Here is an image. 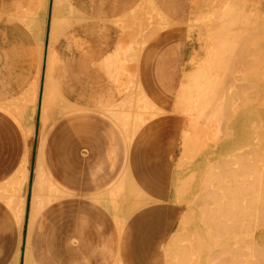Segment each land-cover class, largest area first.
<instances>
[{
  "label": "crops",
  "instance_id": "obj_1",
  "mask_svg": "<svg viewBox=\"0 0 264 264\" xmlns=\"http://www.w3.org/2000/svg\"><path fill=\"white\" fill-rule=\"evenodd\" d=\"M195 2L0 0V188L30 153L23 225L0 196V264L19 252L25 264L27 250L35 264H188L194 256L208 264L207 238L190 233L182 201L191 194L177 189L197 165L183 168L175 111L197 50ZM146 101L152 109L143 111ZM8 104L27 109L33 144ZM42 143L60 191L30 222Z\"/></svg>",
  "mask_w": 264,
  "mask_h": 264
},
{
  "label": "bare ground",
  "instance_id": "obj_2",
  "mask_svg": "<svg viewBox=\"0 0 264 264\" xmlns=\"http://www.w3.org/2000/svg\"><path fill=\"white\" fill-rule=\"evenodd\" d=\"M199 1H201V0H199ZM205 1H207V0H205ZM245 1H246V4L248 5V7L247 8L244 7L243 6L244 4L243 5L241 4L242 6L241 5L238 6V4H237L238 7H241L238 10V8L236 7L235 3L231 4L228 0H224L222 2L220 1V3H218V4H216V2H218V1L213 2V0H211L210 2L213 3L215 6L213 5V8H209V9H211V10L213 9L214 10V8H215V10H216L217 9L216 5H217L218 10L215 11V12H216V14L218 13V15L213 13V10L210 11L208 9V12L210 11L211 14L209 13V17L207 19H211L210 15L212 16L213 14H215V15H213L214 17L212 16V18L215 20V17H217L218 19H216V21L217 20H219V22L221 21V23H218L219 26H221L220 24H222V25H226L225 27L228 28V26H227L228 24L229 25H231V24L234 25L235 24L236 25L235 26L236 29H237V26L240 25L239 24L240 21H242L243 23L246 24L247 20L249 19L248 16L251 19H253L254 17L253 18L251 17L253 13L259 14V16L262 17V20H264V18H263L264 0H245ZM196 3H199V2L196 1ZM208 7H209V5H208ZM153 10L154 9L150 8V10L148 12L151 17H153ZM238 11H241V12H238ZM200 13H201L202 16L201 17L199 16V17L201 19L203 17V19L201 20L203 22L204 21V17L206 15L203 16V14H202L203 12H199V15H200ZM239 13H241V14H239ZM242 13H243V15H242ZM245 14H247V16ZM207 15H208V13H207ZM196 16H197V19H196V17H195V19L197 21L199 18H198V15H196ZM238 16L240 18L245 19L246 22L243 21V19H240ZM156 17L158 18V22L159 23L160 22L162 23V21H164L166 19L161 14L160 11H159V13H157ZM214 20H212V24L210 22L211 20L207 21V23L208 22H210V23H208V24L206 23L207 26L211 25V26H209V28H211V29L214 27V25L217 26L216 23L218 21L215 22ZM199 21H198V23H199ZM203 23L200 22V24L202 25V27H200V28L205 29L206 26H205V23L204 24ZM249 23H250V21H249ZM245 24H242L244 26V28H245ZM251 24H250V26H251ZM39 25L40 24H38V26ZM60 25L63 26L62 24H59V26ZM260 25H264V24L261 23ZM219 26H217L218 29H220ZM246 26H248V24H246ZM259 27L260 26H258V28ZM206 28L208 29V27H206ZM233 28L234 27H232L231 30ZM235 28L233 30H235L236 33H238L237 35H239V36H240V34H242V35H244V34L247 35L248 34L247 32L246 33H242L241 32V29L243 27H238V28H241V29H238V30H236ZM244 28H243V31H245V29H247V27L245 29ZM249 28L251 29V27H249ZM254 28L257 31V28L256 27H254ZM40 30L41 29H39V31ZM222 30H224V28ZM231 30L229 32H231ZM239 30H240V32H237ZM251 30H252L251 32L256 33L255 31H253V28ZM207 31H206V33H203V36H204L203 37V39H204L203 51L205 52V56L203 57V59L206 58V55H210L209 56L210 59L209 58H208L209 60L206 59L209 62H207L206 60L201 59L200 63L198 61V63L195 64L196 59L193 58V60H192V68H191V70L189 71L188 74H185V77H184V80H183V83H182V87H181V90H180V94H179V97H178V101H177V104H176V107H175V111L179 112V113H185L186 116L189 118V126L190 127L188 126V128L193 129L192 130V138H194V140H195L194 143L200 142L199 139L196 138L198 131H200L201 129L204 128L203 131H205L207 129L206 131H208V133L210 135V133L216 132V130H217L216 127L218 126L217 127L218 128V139L220 140V142H218V146L221 147L225 143H227L228 146H230V148H228V149H230V151H232V153H231V156H229L228 159L224 158L223 156L215 158L217 156V154H218V153H216L215 156H213L211 158V160H209V163H208L209 165H207V160L208 159L207 160L204 159L205 156L204 157L200 156V158H199V152H200L201 149L200 148L197 149V151L199 150V152H197L195 150V152H197L195 154L196 155V159L200 160L201 163L204 165L203 168H205V170L203 169L204 171L202 170V173H205V174H203V175L201 174L202 176L200 175L201 177L199 176V178L202 179L203 176L206 175L204 177V178H206L205 182H203V180L202 181L199 180V181H201V182H199V183H201L200 185L203 184L202 186H199V188L200 187H204V188H211L212 190L214 189L215 192L213 194V197L210 198V199L213 201V203H216V204L215 205L212 204L214 206L210 207L211 204L209 206L208 203H207L208 202V198H205L204 200L202 199L201 203H199L201 205H199V208H198V205L195 202L197 207L194 208L195 212L192 210L194 212V215H195V217H193V215H192V217L194 218V220L192 222L193 223H197L198 227H199L197 229H201L202 233H204L205 236L207 235V238L209 237L208 238V240L210 241V242L208 241L209 244H213L212 240L213 241L214 240L218 241V236L221 237V238L222 237L224 238L225 236H223V235L235 236L234 237L235 238L234 242H238L240 240V236H241L242 240H243V238L245 239V237H246L244 235L247 232L246 226L249 223L248 222L249 219L252 218V217L255 218V215L253 214L254 215L253 216L251 214L252 213H256L258 210H263L264 211V209H262L264 207V204H262V206H261V202L264 203L263 202L264 199L262 197L261 198L258 197V196H260L261 193H263L262 190L264 189V167H263L264 163H260L259 162V160L260 161L262 160V162H264V107H259L261 104L260 105H256L257 108L254 107L255 99L259 100V98L262 97L261 101H262V99L264 100V76H263L262 73H260V70H259L258 71L259 72L258 80L260 79L259 82L258 81L255 82L254 80L252 81V79H251L252 76L250 78H248L249 74L247 75V72H248L247 70H248V68L252 69V68H250L252 63L251 64H249V63L251 62L252 58H254V54H251L253 52L252 48H254V45H252V46L248 45L252 49V52L249 49L247 51L248 53H244V50H243V52H241V50L239 51L238 49H236L238 46L239 47L242 46V45H240L243 42V41L240 40L242 38L241 37L242 35L240 36L241 38L239 36H237L240 39H236V41L240 40L241 43H240V41H239L240 44L238 42H235V43H237V47L233 49V47L231 46L232 43L229 46L230 48H228V45L226 44L227 42L222 40L223 37L220 38L221 35H220L219 38L216 37V39L218 38V40H217L218 44L217 43L215 44V41H214V39H215L214 36H216L215 33L212 32V34L209 35V32L207 33ZM215 31L217 32L216 34H218V30H215ZM247 31L249 32L248 29H247ZM226 32H227V30L224 32V34ZM229 32H228V34H229ZM232 33L234 34V32H232ZM257 33L258 34L262 33V31H260V32L258 31ZM257 33H256V35H257ZM263 33H262V35H264ZM219 34H221L220 30H219ZM53 35H55V34H53ZM246 35H244V36H246ZM250 35L251 34L249 32V38H251ZM244 36H243V38H245ZM259 36H261V34H259ZM224 37L227 38L226 35H224ZM235 37H236V34H235ZM52 38H54V37H52ZM262 38H264V37H262ZM228 39L229 38H227V40ZM201 40H202V38H201ZM242 40H245V39H242ZM262 41H264V39ZM41 42H39V43L42 44ZM254 42H255V40L253 41V43L251 41L252 44L256 43V42L255 43ZM235 43L233 44V46H236ZM259 43H261V44H259ZM259 43L257 41L258 47H260L259 50L262 49L263 51L262 50L261 51L264 54V47L262 48V46H263L262 42H259ZM244 47H247V46H245V44H244ZM254 51H255V49H254ZM259 53L257 52L258 55H259ZM260 54H261V58H262L263 55H262V53H260ZM255 57H257V56L255 55ZM263 58H264V56H263ZM255 60H253V61L255 62ZM254 62H253V64L260 63V62H257V63L256 62L254 63ZM263 62H264V59L261 60L260 64H262ZM211 65H215L216 68L218 67V69H217L218 76L216 75V77H214V78L213 77L210 78L211 76L208 77V74H212L214 72V71L211 70V68L213 67ZM215 66H214V70H215ZM248 66H250V67H248ZM256 66H257V69H258L259 66L258 65H256ZM263 68L264 67H261V70ZM221 70L223 71L222 73H221ZM254 71L257 72L256 69ZM252 75H254L253 72H252ZM39 77L40 76H38V78ZM37 82H38V79H37ZM38 84L39 83H37L36 86L33 87L32 91L30 93V96H31L30 102L32 104L33 103L35 104L36 100L38 98V96H37L38 87H39ZM58 95H59V93H56V96H58ZM55 99H56L55 93L54 92H49L47 101L50 102V101H53ZM20 100H22V99H20ZM60 101H61V97H59V102ZM258 103H260V101ZM16 104H17V102H16ZM14 105H15V103H14ZM12 106H10V105L6 106L7 107L6 109L9 110L11 112V114L14 115V117L16 119H18V121L20 122L19 124H21L23 129H24L25 135L27 137L31 138V136L34 134V125L30 122V117L31 116L27 114V112H26L27 109L26 108L24 109V107H21L20 105H16L15 108H13ZM151 107H152L151 104L149 105V103H147V101H146L145 105L143 106V111L148 110V108H151ZM67 110H68V108H67ZM65 112H67V111H65ZM59 115H60V113H59ZM43 117H44V113H43ZM257 118H258V122L256 121ZM44 121H45V119H44ZM253 123H254V125H253ZM40 127H42V126H40ZM45 127H46L45 125H43V127H42V130H43L42 137L43 138H44V132L46 131ZM251 127H252V129H251ZM189 132H190L189 135L191 136V131H189ZM208 133L206 132V134L205 133L204 134L207 135ZM38 135L40 136L41 134H38ZM205 135L203 136L204 138H206ZM32 138H33V136H32ZM214 139H215V137H214ZM27 140L30 141V139H28V138H27ZM202 140L204 141V139H202V137H201V141ZM31 142H32V140H31ZM30 143H28V144L30 145ZM43 143L41 144L40 150L38 152L39 154L37 155L38 158L36 159L37 160L36 169H34V172L36 170V178H35V183H34V188H33V197H32V201H31L32 202L31 203L32 208H31V212H30L31 213L30 222L33 221L34 217L36 216L37 212L40 209H42L47 203H49L51 200L54 199V196L56 195V192L58 193V191H60L56 181L48 174V172L46 170L45 163H44V160H43V149H44ZM201 143L202 142H200L198 144L200 145ZM198 144H196V145H198ZM29 145H28V147L30 148L31 146H29ZM202 148H203V146H202ZM36 149H39V148H36ZM225 149H227L226 145H225L223 150H225ZM29 150H27V151H29ZM28 155L27 154L25 155V158L23 160L22 165L20 166V168L17 171V173L15 174V176L8 182L7 187L0 188V196L7 202V204L10 206L12 211L15 213L16 217L18 218V220L20 222V225H23V221H24V217H25V213H26V202H27L26 187L28 185V179H29V174H30V167H29V160H28L30 157ZM240 156L243 157L244 160L247 159V161L245 160L246 161L245 163L244 162L239 163L238 162V158H239V161H243V160H240V159H242ZM251 156H253V157H251ZM230 157H231V159H230ZM256 157L259 158V160H257V162H259V164L257 162H255V165L256 166L257 165H259V166L262 165V167L258 166L260 171L256 169L257 167L255 168L254 164H253L254 165L253 169H252V167H250L252 170L249 169V171H248V168H249V164H247L248 160H250L249 163H251V162L253 163L254 162L253 159L256 160ZM246 164L248 165V168H246L247 167ZM244 167H245V169L243 170ZM250 170L252 171V174L250 173L251 172ZM194 172L195 171H193L192 175L193 174L195 175ZM209 172H210V174H209ZM240 174H242V175H240ZM256 174H257V176H256ZM194 175H193V177L195 178ZM234 176H236V177H234ZM193 177H192V179H193ZM258 178H261V179H258ZM255 180H257V181H255ZM185 184H186V182L184 181V187H185ZM262 184H263V186L261 187ZM182 185H180L181 188H182ZM237 186H241V187H237ZM255 186H260L261 187V189H260L261 193H260L259 188H258L257 190H255L258 195L257 194L256 195L252 194V195H254V196H252L253 198L249 197V194L254 189L257 188ZM189 187H191V186H189ZM240 188H243V189H240ZM246 188H247V190H245ZM251 189H253V190H251ZM198 190L199 189L197 188V191L195 192L196 195L194 193L195 196H200L199 194H201V193L198 192ZM218 190H221L220 191L221 194H219V197H218V193H219ZM183 191H184V189L182 188V192ZM204 191H203V193H204ZM255 191L252 192V193H255ZM258 191H259L260 194L258 193ZM197 192H198V194H197ZM184 193H186V190H185ZM235 193H237L239 195L240 194L244 195V197L240 196L242 201H243V203H244V206L241 205V204H238V205H241V207H239L237 205V203H242V201H240V197H238L239 195H235ZM245 193H247L248 196ZM234 195L237 196L236 200H234L235 199ZM261 195L263 196V194H261ZM209 196H211V195L209 194ZM199 198H201V197H199ZM203 198H204V196H203ZM250 198L251 199L255 198V200H251L252 201V205L249 204V203H251L249 201ZM258 198H259V200H257ZM182 199H184V198H182ZM194 199H192V201ZM196 199H198V197ZM189 200H188V202H189ZM255 201L256 202L259 201L260 202V206L255 208L256 204L258 203V202L255 203ZM209 202H210V200H209ZM192 203H194V202H192ZM253 203L255 204L254 206H253ZM188 204L189 203H187V205ZM233 204H234V206H233ZM237 208H239V210H237ZM251 208H252V211H254L252 213H250L251 211H249V209H251ZM190 210H191V208H190ZM240 210H242V212ZM263 211H259V213L258 212L257 213L259 215L261 213V215H262ZM197 212L199 213V215H197ZM206 212L208 213V217L220 218V221L218 219L211 218L212 222H210V224H211V226H212L211 228H213V230L209 229V226L207 225L208 223H205V219L203 218L202 214L205 215V214H207ZM258 214H257V220H259V222H260L261 219H263L261 221V222H263L264 221V216H263L264 213L262 215L263 218L258 216ZM249 215H251L250 218H249ZM228 217H230V219H231V220L229 219L230 221L227 219ZM242 217L243 218L245 217V218L243 219L244 221L242 220V222H241L240 218H242ZM221 218H224V219L221 221ZM247 218H249V219H247ZM254 222H255L254 224H256V221H254ZM242 223H243V226H242ZM250 223H251L252 226L249 225V228H251V230L249 229L248 231L250 232V231L253 230V232H254L255 226H254V224H252L253 222L250 221ZM190 224L191 223H189V225ZM257 224H259V223H257ZM240 225H241V227L243 228L244 231L239 229ZM191 226H193V224ZM191 226H189V227H191ZM187 228H188V226H187ZM191 229H193V228H191ZM210 231L211 232L213 231V232L210 233ZM253 232H251V233L247 232V233L250 234V236L252 237ZM255 232H256V234H255V236H253L255 239H253V241H252V239L249 236H247V239L249 238L248 240L252 241V245H250V246H249V244H251V243L248 242V247H247L248 250H249V248H252L253 246L256 247L254 240H257L256 241L257 244L262 243V245H264V243H263L264 242L263 241L264 240V223L261 224L260 226H258V229ZM200 234H201V232H200ZM191 239H193V238H191ZM232 239H233V237H232ZM188 240H190V239H188ZM194 240H195V238L193 239V241ZM242 240L240 241L241 243H242ZM248 240H246V239L243 240V241H246L245 242V246L247 245L246 243H247ZM191 242H192V240H191ZM240 244L238 243L237 246H240ZM242 244L243 245H241L240 247H245L244 243H242ZM227 245H229V244H227ZM209 246H211V245H209ZM225 246H223V247H225ZM230 246H232V243L230 244ZM237 246L235 244L236 248H237ZM207 247H208V245H207ZM223 247L220 246V248H223ZM232 247L235 249L234 245ZM216 248H218V247L216 246L215 248H213L211 246V248H209V250L211 249L212 253L214 252L216 254L215 255V254L211 253L212 254L211 256L215 255L214 258H216V256H218L217 258H219V260L216 261V263L217 262L218 263H224V260L222 261L221 256L225 255V252H224V254H220V252L223 251L221 249L222 251H219V254H218V250ZM229 248L230 247H227V249H229ZM213 249H214V251H213ZM243 249H241V250L240 249H235L237 251L236 255H238V257L242 255L241 251ZM252 249L256 250V248H252ZM257 249L259 250L258 246H257ZM191 250H193V248ZM235 250H233V251H235ZM230 251L231 250H229V252ZM27 252H28V250H27ZM244 254L246 255V253H244ZM252 254H254V252ZM255 254H258V253H255ZM230 255H231V257H232V255L235 256L234 253H231ZM230 255H227V256H230ZM207 256H209V255L207 254ZM227 256H224L223 258H225ZM246 256L249 257L250 255H246ZM26 257H27V259L25 261L26 262L25 264H35V262L33 261V258L31 257V255L29 253L27 254ZM19 258H21L20 252L18 253V255L15 258V260L12 262V264H19ZM194 258H195V256H194ZM198 258H199V256H197V258H195V259L197 260ZM227 258L226 259L230 260V261L232 259V258L229 259V257H227ZM235 258H237V257H235ZM208 259H206V260H208ZM192 260L189 261L188 264H192V263H194V264L196 263L197 264L198 261H199V259H198L197 262H194V259H192ZM215 260L216 259H214L213 261H215ZM249 260H250V258H249ZM211 261H208V262L211 263ZM213 261H212V263H213ZM239 261L242 262L240 257H239ZM239 261L234 259L233 260V264H239L238 263ZM247 262H249V261H247ZM224 264H226V263H224ZM228 264H230V263H228Z\"/></svg>",
  "mask_w": 264,
  "mask_h": 264
},
{
  "label": "rangeland",
  "instance_id": "obj_3",
  "mask_svg": "<svg viewBox=\"0 0 264 264\" xmlns=\"http://www.w3.org/2000/svg\"><path fill=\"white\" fill-rule=\"evenodd\" d=\"M196 1L199 2V3H196V2H195L196 5L198 4V5L196 6V9H197V13H198V14L196 13V15H198V18H199V19L196 21L197 16L195 15L196 19H195V17H194L193 20H192V22H191V25H190V40H191V45H194V47L197 48V50H195V52L193 53L192 58H191V61H190V62H191V64H190V68H189V70H188L185 74H188L189 71L191 70V68H192V60H193V58L196 59L195 64H197L198 61H199V63H200V62H201L200 60L203 59V57L205 56V52L203 51V46H204V39H203L204 36H203V33H206V31L208 30L207 33L209 32V35L212 34V32L215 33L216 36L213 35L215 39H216V37L219 38L220 35H221L220 38H222V37L224 38V39L222 38V40L225 41V42H227L226 44L228 45V48H230L229 46H230L231 43H232L231 46L233 47V49L236 48V47H237V43H235V42H238V43H239V41L241 40V41H243V42H242V44H240V43H241V41H240L239 44L242 45V46H240V47L238 46L236 49H238L239 51L241 50V52H243V50H244V53H248L247 51H248L249 49H250V51L252 52V49H253V52H254V53L252 52L251 54H254V58H252L251 62L249 63V64L252 63V64H251V67L248 66V67H250V68H252V69H249V68H248V70H247V71H248V72H247V75L249 74V75H248V78H250V77L252 76V77H251L252 81L254 80L255 82H256V81L259 82L260 79L258 80V78H259V72H258V71L260 70V73H262L263 76H264V68L261 70V67H264V64H263L264 62H263L262 64H260V63H261V60L264 59V58H263L264 54H263V52H262V51H263L262 49L259 50L260 47H258V44H257V41H258V43H259V42H262V45H263L262 48L264 47V41H262V40L264 39V38H262V37H264V35H262V33L264 32V25H260L261 23L264 24V20H262V17L259 16V14H255V13H253L251 17H252V18L254 17V18L251 19V18L248 16L249 19H248L247 22H246L245 19L240 18V17L238 16L240 19H243V21H245L246 24H248V26L251 27V29L253 28V31H255L256 33H257L258 31H259V32L262 31V33H259V34H261V36H262V37H261V36H259L258 33H257V35H256V33L251 32L252 30H251L248 26H246V24L243 23L242 21H240L241 23L239 22L240 25L238 24L239 26H237V29L235 28V26H236L235 24H234V25H233V24H231V25L228 24V25H227L228 28L225 27L226 25H222V24H220L222 27L219 26L218 23H221V21L219 22V20H217V21H218V22H217V21H216V19H218L217 17H215V20L212 18V16L216 14L215 11L218 10L217 5H216V8H217L216 10H215V8H214V10L212 9V10H213V13H215V14L212 13L213 15H212V16L210 15L211 19H207V18L209 17V13L211 14L210 11H212V10L209 9V8H213V5H214V4L210 2L211 0H210V1H209V0H207V1H205V0H201V1L196 0ZM202 1H203V2H202ZM204 1H205V2H204ZM215 1H218V2H216V4H218V3H220V1L222 2V1H224V0H213V2H215ZM228 1H229L231 4L235 3V5H236V7L238 8V10L241 8V7H238V6H240L241 4H242V5L244 4L243 6L246 7V8L248 7V5L246 4V1H245V0H231V1L228 0ZM208 2H209V3H208ZM240 2H241V3H240ZM207 4L209 5V7H208ZM211 4H212V5H211ZM237 4H238V6H237ZM206 5H207V6H206ZM242 5H241V6H242ZM205 6H206V7H205ZM214 6H215V5H214ZM208 9L210 10L209 12H208ZM199 12H203V13H202L203 16L206 15V16L204 17V21H203V22L205 23V26L208 27V29H207L205 26H204L205 29L200 28V27H202V25L200 24V22L203 23V22L201 21V20L203 19V17H202V19L200 18L202 15H201V13H200V15H199ZM238 12H241V11H238ZM207 13H208V15H207ZM239 14H241V13H239ZM216 15H218V13H217ZM242 15H243V13H242ZM245 15L247 16V14H245ZM199 16H200V17H199ZM213 17H214V16H213ZM263 18H264V13H263ZM256 19H257V20H256ZM199 20H200V21H199ZM208 20H211V21H210L211 24H212V20H214L215 22H217L216 25L219 26L220 29H218V27L215 26V25H214V27L212 26V27H213L212 29H213V30H214V29H215V30H218V34H216L217 32H216L215 30L213 31L211 28H209V26H211V25H208V26H207V24L210 23V22L207 23ZM198 21H199V23H198ZM249 21H250V23H249ZM195 22H196L197 24H196ZM215 22H214V23H215ZM259 22H260V23H259ZM204 23H203V24H204ZM206 23H207V24H206ZM214 23H213V24H214ZM251 23H252V24H251ZM199 24H200V25H199ZM242 24H245V28L247 27V29L249 30V32H250V34H251V35H250L251 38H249V32L247 31V29L244 28V26H243ZM250 24H251V26H250ZM230 26H231V27H230ZM253 26L257 28V31L255 30V28H254ZM258 26H260V27H259L260 29L258 28ZM204 27H203V28H204ZM216 27H217V28H216ZM232 27H234L236 30L241 29V28H238V27H243V28L245 29V31H243V28H242V29H241V32H242V33H246V32H247V33H248V34H247L248 36H247L246 34H244V35H246V36H244V35H242V34L239 33L240 36L242 35V36H241L242 38H241L239 35H237L238 33H236V31L233 30L234 28L231 30ZM223 28H224V30H222ZM210 29H211V30H210ZM225 29L227 30V32H226L227 34H226V33L224 34V32L226 31ZM205 30H206V31H205ZM209 30H210V31H209ZM219 30H220V33H221V34H219ZM230 30H231V32H229ZM228 32H229V34H228ZM232 32H234V34H233ZM237 32H240V30L237 31ZM230 33H231V34H230ZM232 34H233V35H232ZM235 34H236V37H235ZM263 34H264V33H263ZM217 35H218V36H217ZM224 35H226V37L229 38V39L227 40V38H225ZM229 35H230L231 37H230ZM237 36H239L241 39L238 38ZM243 36H244L245 38H243ZM201 38H202V40H201ZM218 38H217L216 40L214 39L215 44H216V43L218 44V41H217ZM233 38H234V39H233ZM246 38H247L248 40H247ZM258 38H259V39H258ZM236 39H240V40H239V41H238V40L236 41ZM242 39H245V40H242ZM250 39H251V40H250ZM256 39H257V40H256ZM246 40H247V41H246ZM254 40H255V42H256V43L254 42L256 45H255V44H252ZM229 41H230V42H229ZM232 41L235 43L236 46H233L234 43H233ZM251 41H252V43H251ZM239 44H238V45H239ZM244 44H245V46H247L248 48H247V47H244ZM259 44H261V43H259ZM248 45H250V46L254 45V48L251 49V47L248 46ZM232 47H231V48H232ZM242 48H243V49H242ZM245 48H246V49H245ZM254 49H255V51H254ZM245 50H246V51H245ZM261 50H262V51H261ZM256 51H257L258 53H259V52L262 53V55H263L262 58H263V59L261 58V54L259 53V55H258ZM249 54H250V53H249ZM255 55H256L257 57H255ZM207 56H208V57H207ZM209 56H210V55H206V58L203 59V60H206V59L209 60V59H210ZM259 57H260L261 59H260ZM208 58H209V59H208ZM256 58H257V59H256ZM258 58H259V59H258ZM255 59H256V60H255ZM207 60H206V61H207ZM253 60H255L256 63H257V62H260V63L253 64V62H254ZM258 60H259V61H258ZM217 61H218V60H217ZM207 62H209V61H207ZM255 62H254V63H255ZM249 64H248V65H249ZM256 65L259 66L258 69H257V66H256ZM211 66H213V67L211 68V70L214 71V72H213L212 74H208V77L211 76L210 78H212V77L214 78V77H216V75L218 76V71H217L218 67L216 68L215 65H211ZM211 66H210V67H211ZM214 66H215V70H214ZM217 66H218V65H217ZM252 66H253V67H252ZM254 66H255L256 68H255ZM255 69H256L257 72L254 71ZM251 70H252V71H251ZM222 72H223V71L221 70V73H222ZM252 72H253L254 75H252ZM219 73H220V72H219ZM257 73H258V74H257ZM262 74H261V75H262ZM213 75H214V76H213ZM258 98H259V97H258ZM261 98H262V97H261ZM261 98H259V100L255 99L254 107L257 108L256 105H260V104H261V105H260L259 107H264V106H263V105H264V100L262 99V101H261ZM259 101H260V103H258ZM262 102H263V103H262ZM178 113H179V112H178ZM179 114H181V117H182V119H183V121H184V129H183V135H182L183 138H184V142H183V144H184V147H183V148L185 149V151H184V157H185V154L187 155V157H186L184 163H182L183 168L186 167V164H190V165H192L193 163H197V165H194V164H193L196 168H193V169H192L193 171H195V172H194L195 175L193 174V175L195 176V178H194L193 175H192V173H193V171H192V173L189 174L190 176L188 175L189 177L187 176V177L184 179V181L186 182L185 187H184V182H181V183H180L181 185L183 184V185H182V188L184 189V191L182 192V188H181V186H179V187L177 186V189H178V192H179V196H184V195H186V194H187V195H190V194H191V195H190L191 197H189L190 200L187 199V198H185V200H182V201H186L187 203H189V204H188V207H189V211H188V212H192L193 217H195V215H194L195 209H194V208L197 207V205H198V208H199V205H201V204H199V203L202 202V199L204 200L205 198H208V202H207V203H208L209 206H210V204H211L210 207H213V206L216 204V203H213V201L210 199V198L213 197V194H214V192H215L214 189L212 190L211 188H204V187H200V188H199V186H202V185H203V184L200 185L201 183H199V182H201L202 180H203V182H205V181H206V178H204V177H205L206 175H204L202 179L199 178V176H200L201 174H202V175L205 174V173H202V170H203V169L205 170V168H203L204 165L201 163V161H200V160L198 161V160L196 159V155H195V154H196L197 152H199V150L197 151V149H199V148L201 149L200 152H199V157H200V155H204L205 157H204V156H202V157H204L205 160L208 159V160H207V165H209V164H208V163H209V160H211V158H212L213 156H215L216 153H218V154H217V156H216L215 158H218V157H222V156H223L224 158L228 159L229 156H231L232 151H230V149H228V148H230V146H228L227 143H225V144L222 145L221 147L218 146V142H220V140L218 139V128H217L218 126L216 127L217 130L215 129V130H216V132H214L215 134H214V133H210V135H209V133H208V131H206V130H207V129H206L205 131H206L208 134L205 135L206 132L203 131L204 128L201 129L202 131H201V130L198 131V133H197V137H196V138H198L199 141L202 142V143L200 144L201 146L198 144V143H200V142H198V143H194L195 140H194V138H192V130H193V129L188 128V126H189V118L186 116L185 113H179ZM256 121L258 122V118H257ZM253 125H254V123H253ZM189 127H190V126H189ZM201 127H202V126H201ZM201 127H200V128H201ZM188 129H189V130H188ZM251 129H252V127H251ZM189 131H191V136L189 135V133H190ZM193 132H194V131H193ZM199 133H200V134H199ZM204 133H205V134H204ZM204 135L206 136V138L203 137ZM211 135H212V136H211ZM32 136L34 137V134H33ZM32 136H31V138H32ZM199 136H200V137H199ZM201 137H202V139H204V141H203V140L201 141ZM214 137H215L216 140L214 139ZM41 138L43 139V137H41ZM209 138H210V139H209ZM208 139H209V140H208ZM214 140H215V141H214ZM33 141H34V139L32 138V144H33ZM205 143H206V144H205ZM196 144H198V145H196ZM204 144H205V145H204ZM225 145H226V148H227V149L223 150L224 147H225ZM202 146H203V148H202ZM214 146H215V147H214ZM231 146H232V145H231ZM195 150H196L197 152H195ZM32 151H33V145H32ZM194 152H195V153H194ZM222 154H223V155H222ZM240 157H241V156H240ZM251 157H253V156H251ZM241 158H242V159H240V160H243V161H239V158H238V162H239V163H242V162L245 163V162L247 161V159H245V160H246V161H245L243 157H241ZM230 159H231V157H230ZM230 159H229V160H230ZM196 160H197V162H196ZM257 160H259L258 157H256V160L253 159V161H254L253 163H252V162L249 163L250 160H248L247 164H249V168H248V165L246 164V165H247L246 168H248V171H249V169H251L250 167H252V169H253V167H254V165H255V162H257ZM259 162H260V163H264V162H262V160H261V161L259 160ZM259 162H257V163L259 164ZM253 164H254V165H253ZM244 165H245V164H244ZM252 165H253V166H252ZM179 166H181V163L179 164ZM258 166H259V165H257V166L255 165V168L257 167V168H256L257 170H259V167H262V165H260L259 167H258ZM263 167H264V166H263ZM255 168H254V169H255ZM244 169H245V167L243 168V170H244ZM252 169H251V170H252ZM204 170H203V171H204ZM211 170H212V169H211ZM251 170H250V171H251ZM245 171H246V170H245ZM248 171H247V172H248ZM259 171H260V170H259ZM259 171H258V172H259ZM200 172H201V173H200ZM199 173H200V174H199ZM250 173L252 174V171H251ZM250 173H249V174H250ZM260 173H261V172H260ZM209 174H210V172H209ZM202 175H201V176H202ZM240 175H242V174H240ZM201 176H200V177H201ZM256 176H257V174H256ZM258 176H259V175H258ZM192 177H193V179H192ZM234 177H236V176H234ZM250 177H251V176H250ZM190 178H191V179H190ZM256 178H257V177H256ZM186 179H187V180H186ZM250 179H251V178H250ZM258 179H261V178H258ZM199 180H201V181H199ZM251 180H252V179H251ZM191 181H192V182H191ZM255 181H257V180H255ZM190 183H191V184H190ZM128 184H129V182H128ZM189 186H191V187H189ZM262 186H263V184L261 185V187H262ZM186 187H187V188H186ZM237 187H241V186H237ZM242 187H243V186H242ZM255 187H257V188L254 189V190L251 189V190H253L252 192H254L255 190H257L258 188H259V191H260V189H261L260 186H255ZM197 188L199 189L198 192L201 193V194H199L200 196H195V195H196L195 192L197 191ZM203 188H204V189H203ZM129 189H130V188H129ZM180 189H181V190H180ZM205 189H206V190H205ZM240 189H243V188H240ZM185 190H186V193H184ZM188 190H189V191H188ZM201 190H202V191H201ZM204 190H205V191H204ZM245 190H247V188H246ZM180 191H181V192H180ZM203 191H204V193H203ZM209 191H210V192H209ZM220 191H221V190H218V192H219V193H218V197H219V194H221ZM234 191H235V190H234ZM259 191H258V193H259ZM262 191H263V193H261V191H260V193L263 194V196L259 193L260 196H258V197H259V198L262 197V198L264 199V189H263ZM132 192L134 193V190H132ZM191 192H192V193H191ZM198 192H197V194H198ZM250 192H251V191H250ZM252 192L250 193L251 195L249 194V197H252V196H254V195L257 194L256 191H255V193H252ZM194 193H195V195H194ZM208 193H209L211 196H209ZM128 194H129V193H128ZM203 194H204V195H203ZM207 194H208V195H207ZM245 194L247 195V193H245ZM252 194H254V195H252ZM201 195H202V196H201ZM235 195H239V194L235 193ZM235 195H234V196H235ZM257 195H258V194H257ZM194 196H195L196 198L198 197V199H196ZM203 196H204V198H203ZM240 196H241V197H244L243 194H242V195L240 194L238 197H240ZM247 196H248V195H247ZM128 197H129V195H128ZM199 197H201V198H199ZM241 197H240V201H242ZM256 197H257V196H256ZM183 198H184V197H183ZM194 198H195V199H194ZM234 198H235L234 200H236L237 196H235ZM252 198H253V197H252ZM259 198H258L257 200H259ZM192 199H194V200L192 201ZM199 199H200V200H199ZM263 199H262V200H263ZM188 200H189V202H188ZM209 200H210V202H209ZM251 200H255V198H254V199H251V198H250V200H249V201L251 202V203H249L250 205H252V201H251ZM262 200H261V201H262ZM192 202H194V203H192ZM195 202L197 203V205L195 204ZM233 202H234V201H233ZM257 202H258V203H257ZM257 202L255 201V203L258 204V205L256 204L255 208L258 207V206H260V202H259V201H257ZM263 202H264V201H263ZM191 203H192V204H191ZM212 204H214V205H212ZM238 204H241V205L244 206L243 201H242V203H237V205H238ZM262 204H264V203L261 202V206H262ZM241 205H238V206L241 207ZM254 205H255V204L253 203V206H254ZM233 206H234V204H233ZM235 206H236V205H235ZM238 206H237V207H238ZM253 206H252V207H253ZM250 207H251V206H250ZM190 208H191V210H190ZM262 209H264V207H263ZM192 210H193L194 212H193ZM237 210H239V208H237ZM243 210H244V209H243ZM255 210H256V209H255ZM240 211L242 212V210H240ZM240 211H239V212H240ZM249 211H251L250 213L254 212V211H252V208L249 209ZM256 211H257V210H256ZM259 211H263V210H258L257 212L259 213ZM257 212L251 214V215L254 214V215H255V218H254V217L250 218L251 215H249V218H250V219L247 218V219H249V221L247 220L249 223H250V221H251V222H253L252 224H254V223H255L254 221H256V224H254V226H255L254 232H253V230L249 232L248 230H249V229L251 230V228H249V225H251V223L249 224V223L247 222V223H248L247 226H246L247 232H248V233L253 232V234H252V237H251L250 234H248V233L246 232V234L244 235V236H246V237H245L246 240L249 239V238L247 239V236H249V237L252 239V241H253V239H255L253 236H255V234H256L255 231L258 229V226H260L261 224L264 223V221L261 222L263 219H261V221H260L261 223L259 222V220H257V214H258ZM206 213H207V212H206ZM263 213H264V211H263ZM263 213H262V215H263ZM197 215H199L198 212H197ZM202 215H203V218L205 219V223H208L207 225L209 226V229H210V230H213V228H211L212 226H211V224H210V222H212V221H211V220H212L211 218H213V219H220V218H217V217H208V213L205 214V215H204V214H202ZM254 215H253V216H254ZM262 215H261V213H260V215L258 214V216H260L261 218H263L264 215H263V216H262ZM247 216H248V215H247ZM260 217H259V218H260ZM208 218H209V219H208ZM234 218H235V217H234ZM244 218H245V217H244ZM244 218H243V217L240 218L241 222H242V220H243ZM192 219H194V218H192ZM222 219H224V218H222ZM227 219L229 220L230 217H228ZM208 220H209V221H208ZM228 220H227V221H228ZM230 220H231V219H230ZM230 220H229V221H230ZM238 220H239V219H238ZM240 220H239V221H240ZM253 220H254V221H253ZM243 221H244V220H243ZM257 223H259V224H257ZM192 224H193V226L190 227V228H193L194 230L191 229V230H190V233H192V234H193V233L198 234V233H199V232L197 231V230H199V229H197V228H199V227H198V224H197V223H193V222H191V225H192ZM209 224H210V225H209ZM238 224H239V223H238ZM242 226H243V223H242ZM251 226H252V225H251ZM254 226H253V227H254ZM240 227H241V225L239 226V229H240V230H243V228H242V227L240 228ZM244 228H245V227H244ZM243 231H244V230H243ZM212 232H213V231H212ZM212 232L210 231V233H212ZM244 233H245V232H244ZM247 234H248V235H247ZM223 236H225L224 238L222 237L224 240H223L221 237L218 236V241H215V240L213 241V240H212V243H213V244H209V242H210V241L208 240L209 237L207 238V235L205 236V237L207 238V242H206V243H207V245H208V247H207V254L209 255V256H207V259L209 258V259L207 260V263H209V264H215L216 261L219 260V258H217V256H216V258H214V256H215L216 254H215L214 252L212 253V252H211V249L209 250V248H211V246H212L213 248H215V247L217 246L218 248H216V249L218 250V254H219V251H222V250H223V251L220 252V254H224V252H225V255H222L221 258H222V261L224 260V263H226V264H228V263L233 264V260H234V259L239 261V257H240V259L242 260V262H241V261L238 262L239 264H242V263H243V264H247V263H248V264H264V245H262V243L257 244V243H256L257 240H254V242H255V246H256V247L253 246L252 248H256V250H255V249H252V248H249V250H248V248H247V247H248V242L251 243V244H249V246L252 245V241H251V240H250V241L248 240L247 243H246L247 245L245 246V242H246V241H243V240H245V239L243 238V240H242L241 236H240V240H239L238 242L228 241L227 239L230 238V237H232V236H230V235H223ZM242 237H243V236H242ZM214 239H215V238H214ZM241 240H242V243H244V246H245V247H240L241 245H243V244L240 242ZM208 241H209V242H208ZM263 241H264V240H263ZM222 242H223V243H222ZM228 242H229V243H228ZM230 242L232 243V246L234 245V247H235V244H236V246H237L238 243H239V244L241 243L240 246H237V248L235 247V249H240V250L244 248V249L241 251V254H242L241 256L238 257V255H236V254H237V251H236L232 246H230V244H231ZM254 242H253V243H254ZM217 243H218V244H217ZM263 243H264V242H263ZM227 244H229V245H227ZM209 245H211V246H209ZM225 245H226V246H225ZM214 246H215V247H214ZM220 246H221V247L225 246V247L220 248ZM257 246L259 247V250L257 249ZM227 247H230V248L227 249ZM238 247H239V248H238ZM225 248H226V249H225ZM232 248H233V249H232ZM246 248H247V249H246ZM221 249H222V250H221ZM251 249H252V250H251ZM226 250H227V251H226ZM229 250H231L232 252H231V251L229 252ZM233 250H235V251H233ZM213 251H214V249H213ZM243 252L246 253V255H250V256H249V257L246 256ZM253 252H254V254H252ZM259 252H260V253H259ZM26 253H27V254H28V253L30 254L29 250H28V252H26ZM211 253H212V254H215V255H214V256H211V255H212ZM231 253H234L235 256L232 255V257H231V255H230ZM238 253H239V252H238ZM248 253H249V254H248ZM250 253H251V254H250ZM255 253H258V254H255ZM27 254H25V257L27 256ZM196 254H197V253H196ZM243 254H244V255H243ZM197 255H198V254H197ZM227 255H230V256H227ZM252 255H253V256H252ZM224 256L229 257V259L232 258V259H231L232 262H231L230 260H227V259H228L227 257L223 258ZM195 257L197 258V256H195ZM219 257H220V256H219ZM235 257H237V258H235ZM241 257H242V258H241ZM247 257H248V258H247ZM226 258H227V259H226ZM244 258H245V259H244ZM249 258H250V260H249ZM20 259H21V258H20ZM26 259H27V257L25 258V261H26ZM198 259H199V258H198ZM198 259H197V260L194 259V262H197ZM205 259H206V258H205ZM210 259H211L212 261H213L214 259H216V260L213 261V263H212V261H211ZM225 259H226V260H225ZM195 260H196V261H195ZM192 261H193V260H192ZM208 261H211V263L208 262ZM228 261H229V262H228ZM247 261H249L250 263L247 262ZM227 262H228V263H227ZM240 262H241V263H240ZM244 262H245V263H244ZM25 263H26V262H25ZM217 263H218V262H217ZM217 263H216V264H217ZM224 263H218V264H224ZM192 264H194V263H192ZM195 264H196V263H195ZM197 264H199V261H198Z\"/></svg>",
  "mask_w": 264,
  "mask_h": 264
}]
</instances>
